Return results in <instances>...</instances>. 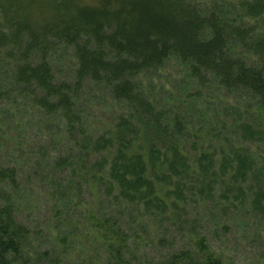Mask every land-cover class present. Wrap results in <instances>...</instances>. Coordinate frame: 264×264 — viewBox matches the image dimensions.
<instances>
[{
    "label": "trees",
    "instance_id": "trees-1",
    "mask_svg": "<svg viewBox=\"0 0 264 264\" xmlns=\"http://www.w3.org/2000/svg\"><path fill=\"white\" fill-rule=\"evenodd\" d=\"M263 155L264 0H0V264H240Z\"/></svg>",
    "mask_w": 264,
    "mask_h": 264
},
{
    "label": "rangeland",
    "instance_id": "rangeland-1",
    "mask_svg": "<svg viewBox=\"0 0 264 264\" xmlns=\"http://www.w3.org/2000/svg\"><path fill=\"white\" fill-rule=\"evenodd\" d=\"M63 63L67 65L66 62ZM184 77L185 76L182 73L180 65L176 63L173 64L171 63L170 65H166V67L160 70L157 74L153 75L152 83L148 82L147 87L149 88L150 85H152L153 87L151 92L154 93L157 99L160 98L164 100L163 98L164 97L167 98L168 94L171 93L177 94L178 91L180 92V90H182L186 86L184 82L185 81ZM93 86H94V90L91 92V100H90L91 105H93V107L90 108L88 112V116L91 123L95 124L97 130H101L103 129L104 126H106V124L108 125L112 124L114 117H110L109 112L114 111L113 109H111V107L114 106L113 104H111L108 98H106V93L103 89L99 90L98 86L95 85ZM100 93H103L105 97L101 99ZM219 95H220L219 92L215 93V96H219ZM226 97H227V101L224 102L225 105H229V104L232 105L234 103H237L236 101L237 97H234L232 95ZM86 200L88 201V197L86 198ZM44 208L46 210L45 206ZM192 208L191 211H193ZM44 212L42 213L44 214ZM45 214L47 215V213ZM203 221H204L202 223L204 227L203 232H205L206 234V216H204ZM43 227L46 228L47 223L46 225H43ZM142 236L143 235H141V237ZM144 237H147V235H144ZM219 238L221 244H223L224 250L227 252L230 251L231 254L238 259V262L240 264H264V245L259 239L257 240L255 239V235L253 233L248 234V233H244L241 230L232 229L231 232L228 234H224L223 231H221L219 233ZM179 240L180 239L178 238L177 241ZM187 240L188 238L186 239V241ZM213 244L218 246L214 242ZM153 249L154 248H149L148 251L156 253V254H151V256L152 255L157 256L158 251ZM84 257L86 259V255H84ZM76 258L78 259V257ZM80 259H83V257H80ZM78 263H81V260Z\"/></svg>",
    "mask_w": 264,
    "mask_h": 264
}]
</instances>
